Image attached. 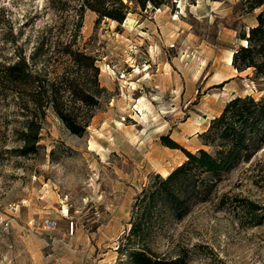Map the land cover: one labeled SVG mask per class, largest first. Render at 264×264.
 Wrapping results in <instances>:
<instances>
[{
    "label": "rangeland",
    "instance_id": "1",
    "mask_svg": "<svg viewBox=\"0 0 264 264\" xmlns=\"http://www.w3.org/2000/svg\"><path fill=\"white\" fill-rule=\"evenodd\" d=\"M82 1L0 0V264H134L133 251L178 264H264V144L218 181L196 178L199 193L181 218L160 204L140 207L158 176L187 160L183 150L214 152L201 134L230 99L264 94L253 68L226 63L264 6L123 0L120 23L81 10ZM76 50L93 58L105 89L81 134L49 99L25 108L32 85L8 86V66L23 59L83 118L68 90L91 86L93 71L74 62ZM30 119L37 148L24 154L19 133ZM139 221L148 225L131 235Z\"/></svg>",
    "mask_w": 264,
    "mask_h": 264
},
{
    "label": "trees",
    "instance_id": "2",
    "mask_svg": "<svg viewBox=\"0 0 264 264\" xmlns=\"http://www.w3.org/2000/svg\"><path fill=\"white\" fill-rule=\"evenodd\" d=\"M134 1L141 7H144L147 2L157 7L163 3L162 0ZM244 1L250 11L264 6V0ZM83 8L96 11L99 18L108 17L121 23L125 18L128 5L123 0H83L80 9ZM256 21V25L251 27L247 34L244 33L241 36L246 44L234 51L232 66L238 73L253 68L256 77H264V9L257 15ZM72 55L74 62L93 71L91 86L86 88L83 84L76 83L68 90L71 100L87 109L83 118L72 113L67 108L69 105L65 107L64 93L56 86V83L43 80L41 74H30L23 59L8 66V86L19 92L21 87L32 85L33 92L30 98L23 101L25 108H28L29 102L38 108L42 105L43 99H49L53 109L67 128L72 133L81 134L93 116L89 105L96 104L100 92L105 89L99 86L98 67L95 66L93 58L78 50L72 52ZM38 128L39 125L30 119L26 121V130L20 131V137L24 141L22 147L24 154L36 150ZM201 135L205 145L212 146L215 149L214 152L211 153L203 148L195 153L183 150L187 160L164 178L158 176L159 181L153 185L151 192L144 191L140 207L143 206V209H146L154 203L160 204L161 207H168L177 218H181L186 211L188 201L199 193V184L203 181L197 184L196 178L199 179L201 174H208L211 177L209 180L218 181L222 173L229 171L240 161H249L264 144V94L259 99L251 95L233 97L226 103L219 116L212 119L209 129ZM162 139L166 145L177 147L167 136ZM204 186L206 187L207 184ZM145 225L148 223L134 222L131 235H142ZM130 257L134 264L179 263V260L148 257L140 251L131 252Z\"/></svg>",
    "mask_w": 264,
    "mask_h": 264
},
{
    "label": "bare ground",
    "instance_id": "3",
    "mask_svg": "<svg viewBox=\"0 0 264 264\" xmlns=\"http://www.w3.org/2000/svg\"><path fill=\"white\" fill-rule=\"evenodd\" d=\"M244 42H246L245 40H244ZM233 51H230L229 52V54H228V56H227V59H226V63H227V65H230V66H232V57H233ZM138 72H139V69L137 70ZM65 212H66V210H65Z\"/></svg>",
    "mask_w": 264,
    "mask_h": 264
}]
</instances>
